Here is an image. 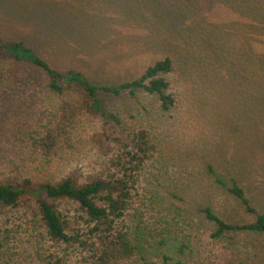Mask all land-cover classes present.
I'll return each mask as SVG.
<instances>
[{
    "label": "rangeland",
    "instance_id": "374dc122",
    "mask_svg": "<svg viewBox=\"0 0 264 264\" xmlns=\"http://www.w3.org/2000/svg\"><path fill=\"white\" fill-rule=\"evenodd\" d=\"M15 41L99 86L129 82L171 58L173 70L164 75L176 99L170 111L141 89L98 92L106 115L149 129L163 150L161 163L141 171L132 191L162 230L163 244L141 245L136 256L205 264L222 248L241 264H264V234L214 240L203 212L209 207L235 224L254 220L226 192L232 181L264 212V0H0V43ZM0 73V184L37 186L89 173L96 156L89 123L100 116L74 115L69 143L46 158L32 140L43 131L41 118L57 119L61 101L33 67L0 62ZM31 205L0 207V264H47L42 257L52 246ZM67 254L68 264H81L77 251Z\"/></svg>",
    "mask_w": 264,
    "mask_h": 264
},
{
    "label": "trees",
    "instance_id": "16d2710c",
    "mask_svg": "<svg viewBox=\"0 0 264 264\" xmlns=\"http://www.w3.org/2000/svg\"><path fill=\"white\" fill-rule=\"evenodd\" d=\"M0 62L23 64L43 72L48 91L61 101L57 119L44 122L41 118L43 131L32 140L34 149L44 157L63 150L62 146L68 142L73 130L74 115L100 116L89 123L88 140L96 153L90 162L89 173L78 170L56 182L37 186L29 180H25L23 186L8 182L0 184V207H26L34 203L37 222L52 246L49 254L42 257L47 264H68L67 253L72 250L80 254L81 264H156L136 256L139 246L151 245L154 241L162 245L164 239L162 230L145 217L143 204L132 201V191L141 171L161 163L162 146L149 129L133 121L127 125L114 114L106 115L98 92L114 96L122 92L134 95L136 89H141L158 97L160 110L170 111L176 105V99L166 92L170 83L164 75L172 72V59L166 57L156 61L139 78L117 86L93 84L79 71H59L23 41L0 43ZM5 80L6 74L0 73V88L6 85ZM208 170L214 175L211 166ZM215 180L226 187L221 179L215 177ZM226 192L245 212L252 214L254 220L229 223L206 207L203 210L205 217L214 224L210 237L222 240L235 233L264 234V212L252 206L244 188L232 181ZM39 194L43 195L39 197ZM203 262L241 264L233 251L222 248ZM161 264L195 263L174 261L163 254Z\"/></svg>",
    "mask_w": 264,
    "mask_h": 264
}]
</instances>
